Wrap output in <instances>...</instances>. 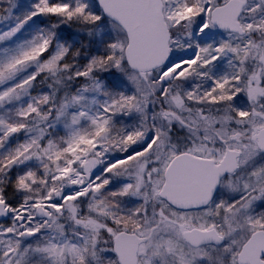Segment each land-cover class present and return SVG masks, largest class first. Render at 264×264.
Masks as SVG:
<instances>
[{
  "label": "rangeland",
  "instance_id": "374dc122",
  "mask_svg": "<svg viewBox=\"0 0 264 264\" xmlns=\"http://www.w3.org/2000/svg\"><path fill=\"white\" fill-rule=\"evenodd\" d=\"M161 1L170 60L140 75L93 0H0V264H118L120 232L146 238L138 264H236L264 231V153L250 142L264 124V0H242L243 37L209 23L228 0ZM225 150L238 170L207 207L158 197L176 155L217 164ZM192 229L224 242L191 248Z\"/></svg>",
  "mask_w": 264,
  "mask_h": 264
},
{
  "label": "water",
  "instance_id": "95a60500",
  "mask_svg": "<svg viewBox=\"0 0 264 264\" xmlns=\"http://www.w3.org/2000/svg\"><path fill=\"white\" fill-rule=\"evenodd\" d=\"M101 15L121 29L126 38L123 51L127 69L135 74H146L164 67L170 60L169 32L163 17L161 0H93ZM246 7L242 0H228L209 12V23L218 32L244 36L239 19ZM169 75L166 76V80ZM256 150L264 153V124L250 137ZM241 153L225 150L215 164L209 159L194 157L187 153L176 155L163 173V185L158 197L171 208L181 212L199 211L207 207L218 191L223 178L238 170ZM6 215L0 204V217ZM35 217L50 220L41 207ZM183 241L191 248L207 245L218 247L223 238L214 230L192 229L183 232ZM147 242L136 234L120 232L113 239L112 253L118 264H138L139 247ZM237 264H264V231L252 233L241 246L236 257Z\"/></svg>",
  "mask_w": 264,
  "mask_h": 264
},
{
  "label": "trees",
  "instance_id": "16d2710c",
  "mask_svg": "<svg viewBox=\"0 0 264 264\" xmlns=\"http://www.w3.org/2000/svg\"><path fill=\"white\" fill-rule=\"evenodd\" d=\"M72 29L73 30H69V31H73V32L79 33V34H81L82 36H85V37H91V35H92L91 29L86 27V26H83L82 24H73ZM64 91L65 90L63 88L55 89V97L56 98L57 97H61L63 95Z\"/></svg>",
  "mask_w": 264,
  "mask_h": 264
},
{
  "label": "flooded vegetation",
  "instance_id": "af4514ba",
  "mask_svg": "<svg viewBox=\"0 0 264 264\" xmlns=\"http://www.w3.org/2000/svg\"><path fill=\"white\" fill-rule=\"evenodd\" d=\"M215 231V230H214ZM216 232V231H215ZM217 233V232H216ZM218 234V233H217ZM219 235V234H218ZM220 236V235H219ZM207 246H213V245H207ZM213 247H215V246H213Z\"/></svg>",
  "mask_w": 264,
  "mask_h": 264
}]
</instances>
